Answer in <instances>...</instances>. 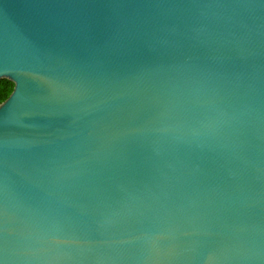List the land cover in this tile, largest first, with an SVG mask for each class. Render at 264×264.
Returning <instances> with one entry per match:
<instances>
[{
	"label": "water",
	"instance_id": "water-1",
	"mask_svg": "<svg viewBox=\"0 0 264 264\" xmlns=\"http://www.w3.org/2000/svg\"><path fill=\"white\" fill-rule=\"evenodd\" d=\"M0 264H264V0H0Z\"/></svg>",
	"mask_w": 264,
	"mask_h": 264
},
{
	"label": "trees",
	"instance_id": "trees-1",
	"mask_svg": "<svg viewBox=\"0 0 264 264\" xmlns=\"http://www.w3.org/2000/svg\"><path fill=\"white\" fill-rule=\"evenodd\" d=\"M15 84L8 79H0V104L7 100L14 91Z\"/></svg>",
	"mask_w": 264,
	"mask_h": 264
}]
</instances>
